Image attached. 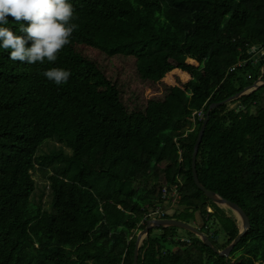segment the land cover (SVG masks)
<instances>
[{"label": "trees", "instance_id": "16d2710c", "mask_svg": "<svg viewBox=\"0 0 264 264\" xmlns=\"http://www.w3.org/2000/svg\"><path fill=\"white\" fill-rule=\"evenodd\" d=\"M69 3L78 25L71 39L97 50L108 66L121 55L135 58L144 82L162 83L172 71L190 78L164 84L159 101L127 110L117 76L103 77L95 96L41 74L82 64L83 52L72 45L43 64L12 61L0 48V264H132L136 232L158 204L185 206L170 218L207 236V222L216 224L208 237L223 250L239 222L197 188L191 155L209 105L264 81V55L250 52L260 46L264 53V0ZM7 19L0 26L24 35ZM195 168L205 189L246 213L250 228L221 257L183 229L153 227L137 263L264 264V85L210 110ZM173 187L179 200L167 207L161 190ZM177 230L189 243L174 240Z\"/></svg>", "mask_w": 264, "mask_h": 264}, {"label": "clouds", "instance_id": "9594fccd", "mask_svg": "<svg viewBox=\"0 0 264 264\" xmlns=\"http://www.w3.org/2000/svg\"><path fill=\"white\" fill-rule=\"evenodd\" d=\"M74 11L69 0H0V25L7 24L10 16L20 25L18 31L24 34L17 35L8 27L0 26V48L8 51L12 61L54 63L78 28L73 23ZM21 22H26V26ZM41 74L56 85L66 84L71 76L69 70L59 67H51Z\"/></svg>", "mask_w": 264, "mask_h": 264}, {"label": "rangeland", "instance_id": "374dc122", "mask_svg": "<svg viewBox=\"0 0 264 264\" xmlns=\"http://www.w3.org/2000/svg\"><path fill=\"white\" fill-rule=\"evenodd\" d=\"M68 45H72L74 48L81 50L83 52V58L85 60L82 64H73L69 68V71L71 72L69 80L71 81L73 86L80 91L90 92L97 96V91L102 85V78L117 76L116 82L119 87L121 97L120 108H124L127 110L133 107V103H136L138 108L142 109L146 106L149 100L159 101V99L166 95V92L163 90L164 84H183L190 78V76L184 72L172 71L165 76V78L162 80V83L150 84L148 82L142 81L136 74V60L133 57L119 55L118 58H116V60L111 63V66H108V61L102 60V57L100 54H98L97 50L83 45L82 43L74 39H71V42ZM61 63L65 64L64 62ZM91 63L93 64V66L89 69ZM84 67H87L90 71L85 72L83 70ZM61 68L64 69V67ZM101 106L103 107V109H105L106 112L113 116H117L119 114L120 109L114 108L112 106H103L102 104ZM111 130L114 133L119 131L117 127H114ZM120 132L125 133L124 130H121ZM158 183L163 186L164 182L162 177L159 178ZM162 192L163 189L161 190V194ZM163 205L167 206L168 203L165 202ZM235 217L237 218L236 215ZM237 220L240 227V221L238 218ZM207 226L208 236L211 237V234H213L217 230V225L212 224V222H207ZM138 231L140 230H137L136 234L138 233ZM185 238L186 233L183 230H177L174 240L184 241ZM216 239L218 242L223 241V237L221 234H217ZM166 247L172 250L175 249L174 245L169 243Z\"/></svg>", "mask_w": 264, "mask_h": 264}, {"label": "water", "instance_id": "95a60500", "mask_svg": "<svg viewBox=\"0 0 264 264\" xmlns=\"http://www.w3.org/2000/svg\"><path fill=\"white\" fill-rule=\"evenodd\" d=\"M261 85H264V81H262L260 84H257L256 82H254L252 85L245 87L243 89V91L236 93L234 96L229 97V98H227L221 102L210 104L206 113H205L204 118L202 119V124L200 126L199 131H198L196 141H195L194 146H193L192 155H191L192 177H193V181H194L195 185L197 186V188L199 190H201L204 193L206 198H208L211 202H213L219 206H223V207L231 209L232 212L237 216V218L239 219L240 224H241L237 236L223 250H218L214 246V244L211 242L209 237L204 232L200 231L198 227H195L192 224H188L186 222H183V221H180L177 219L170 218V216L174 214L176 209L182 210L185 208V206H179L177 208H169L168 210H166V216L167 217H165L163 219H148V220H146L144 228L142 230L138 231V233L136 234L132 264H138L137 260H138V250H139L140 243L144 239V237L147 235L149 229H151L153 227H160V226L161 227H177V228L183 229V230L197 236L205 246H207L208 248L213 250V252H215L216 254H218L221 257H228L231 250L234 248V246L240 241L241 237L250 228V220H249L248 216L246 215V213L239 206H237L236 204H234V203H232L226 199L221 198L218 194L214 193L213 191L205 189L201 185V183L199 182L198 177H197L196 168H195V161H196V155H197L198 147H199V144L201 142L205 126L209 120L210 110L217 107V106H220L222 104L228 103L231 100L236 99L245 93L251 92Z\"/></svg>", "mask_w": 264, "mask_h": 264}, {"label": "built area", "instance_id": "2783aa9c", "mask_svg": "<svg viewBox=\"0 0 264 264\" xmlns=\"http://www.w3.org/2000/svg\"><path fill=\"white\" fill-rule=\"evenodd\" d=\"M254 51L258 52V57L259 56L262 57L264 55L263 49L260 46L251 47L250 48V52H254ZM257 61H258V58L257 59L256 58H252V62L253 63H256ZM234 67L235 66L229 68V71H232L234 69ZM260 72L261 73L263 72V68L262 67L260 68ZM261 82H262L261 78H258V80L256 81L257 84H260ZM195 113H197V115L199 117L203 116V113L201 111H198V112H195ZM161 199L164 201V203L169 201L171 203V205H175L178 202V200H179V192L177 191V188L173 187V190L171 192H169L165 188H163V192L161 194ZM166 210H167V208H164V206H162L161 204H158L155 207V209L151 210L150 213H148L146 215L145 219L146 220L147 219H163V218H165ZM207 211L211 212V209L207 208ZM184 242L189 243V240L185 238Z\"/></svg>", "mask_w": 264, "mask_h": 264}, {"label": "crops", "instance_id": "0c3cea01", "mask_svg": "<svg viewBox=\"0 0 264 264\" xmlns=\"http://www.w3.org/2000/svg\"><path fill=\"white\" fill-rule=\"evenodd\" d=\"M171 208V207H170ZM169 208H167V210H168ZM195 226V225H194ZM196 227V226H195Z\"/></svg>", "mask_w": 264, "mask_h": 264}]
</instances>
